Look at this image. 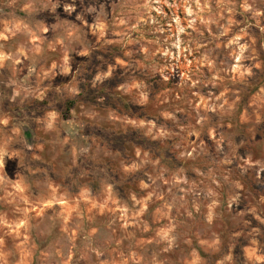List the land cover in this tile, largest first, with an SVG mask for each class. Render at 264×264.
Returning <instances> with one entry per match:
<instances>
[{
  "label": "rangeland",
  "instance_id": "1",
  "mask_svg": "<svg viewBox=\"0 0 264 264\" xmlns=\"http://www.w3.org/2000/svg\"><path fill=\"white\" fill-rule=\"evenodd\" d=\"M0 0V264H264V3Z\"/></svg>",
  "mask_w": 264,
  "mask_h": 264
},
{
  "label": "clouds",
  "instance_id": "2",
  "mask_svg": "<svg viewBox=\"0 0 264 264\" xmlns=\"http://www.w3.org/2000/svg\"><path fill=\"white\" fill-rule=\"evenodd\" d=\"M262 3H264V0H261ZM253 11L255 12V2L253 0ZM4 264H10L9 256L6 255L4 258Z\"/></svg>",
  "mask_w": 264,
  "mask_h": 264
}]
</instances>
